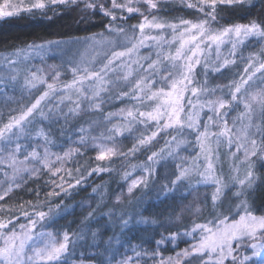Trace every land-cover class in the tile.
<instances>
[{"label":"snow or ice","instance_id":"1","mask_svg":"<svg viewBox=\"0 0 264 264\" xmlns=\"http://www.w3.org/2000/svg\"><path fill=\"white\" fill-rule=\"evenodd\" d=\"M162 2L163 0H18L17 3H10L9 0H4V3L0 4V17L34 11L46 14L49 10L55 11L63 6L74 8L87 18L101 16L106 21L102 32L83 38L54 40L46 44L28 46L29 50L39 55L66 45L82 44L94 51L95 56L91 60L81 59L76 63L69 61L73 79L62 86H58L60 71H56L51 77L52 82H48L45 76L38 74L42 72L41 69L25 70L24 86L29 91L44 86V90L34 103L19 110L20 115L13 116L9 112L8 122L0 127V154L8 152L7 160L13 168L12 183L0 193V201L13 191V185L20 187V182L26 183L23 173L41 174L39 168L18 167L16 161V154L20 153L22 148L25 150L27 148L19 141L25 137L31 138L29 126L37 117L41 120H55L63 115L67 119L68 115H77L85 102L90 108L100 109L112 99L127 98L133 107L121 109L118 114L126 120V125L114 126L108 130L106 136L104 133L101 136L114 143L116 136L123 135L125 131L131 132L136 125L155 129L150 135L139 136L138 143L130 150L134 153L141 147L150 145L157 136L171 135V132H175L177 135L172 136L171 141H166L174 146V151L170 150L169 156H175L179 155L182 146L187 142L185 133H194L199 153L190 167L178 165L179 174L171 181V185L174 190L177 183H184L197 176L198 184L215 186L211 196L214 219L209 221L215 230L208 224H196L192 232L199 229L204 233L199 242L190 249L177 253L175 259L168 257L165 261L161 257L159 264H182V259L192 256L203 257L205 252L216 254L215 264H225L228 260L231 264H248L254 259L255 264H264V215L255 214L264 212V206L254 207L249 198L255 183L260 179L254 171L255 162H264V88L252 94L247 93V86L254 80L259 79L260 83L264 84V62H260L256 67L253 58H249L248 66L244 69L245 75L240 77L238 82L232 81L223 87L210 89L206 79L210 63L209 53L215 52L219 60L222 45L230 44L232 49L230 55L235 56L237 47L244 46L247 41L251 39L257 42L264 41V21L251 20L248 23L221 25L220 22L224 18L221 15L223 9L255 7L252 0H180L187 8L197 10L203 18L196 22L181 19L170 23L156 15ZM6 8L10 10L5 11ZM133 15L141 17L138 24H128ZM167 30H171L169 33L171 40L164 34ZM141 48L157 49L154 53L155 58L153 55L141 56ZM24 57V50H17L11 57L0 56V93L5 92L8 83L17 81L20 70L16 66ZM229 62L225 59L223 64H214L213 71L219 72ZM197 66L203 68L205 75L203 82L196 81ZM120 69H124L123 73ZM197 84L200 86L197 87ZM122 85H128V91H117ZM113 92H116L115 96L112 95ZM217 92L221 95L211 99L210 97L215 96ZM73 96L76 98L73 99ZM189 96L194 98L195 103ZM42 102H46L43 107ZM241 105L243 111L238 118L241 126L236 128L237 120L234 119L230 128L229 114ZM65 107L68 108L67 113H64ZM45 108L48 109L47 113L44 111ZM256 110L259 112L261 123H254ZM112 115L109 114V119ZM2 116L3 113L0 112V117ZM244 118H247L246 124L243 123ZM213 128H218L219 131H213ZM36 135L43 137V155L33 148L25 159L31 157L39 161L51 177L59 179L60 183L52 180V190L46 194L48 198L61 194L69 195L64 187L65 183L67 182L68 188L84 183L86 169L77 167L75 170H65L63 165L73 158V154L82 153L79 149H76L75 153L70 149L52 161L50 157L55 154L50 153V146L54 142L42 129L37 131ZM222 141L229 149L235 145L237 152L243 150L244 159L241 162L245 166L243 178L239 175L231 176V184L225 183L216 175L212 162L216 151L212 144L215 143L218 148ZM78 143L81 147H86L87 138L81 136ZM94 146L100 149L96 157L98 161L110 159L118 154L114 147ZM156 156L157 153L153 152L148 160L152 161ZM200 157H203V161ZM0 163H3L2 159ZM56 163L61 167H55ZM105 170L102 167H95L87 171V176ZM145 171L148 176L134 179L128 185L129 196L133 194L134 189L148 187L152 169L148 167ZM234 171L239 173V167L234 166ZM229 187L236 188L232 195L239 203L234 208L229 205L227 209L220 210L223 203L221 197ZM116 199L119 202L121 197L117 196ZM218 201L221 203L218 204ZM47 203L50 204L51 200L49 199ZM29 206L32 208L31 213L23 207L20 209L26 223H18L19 217L12 214L11 209L0 206V213L8 214L7 219H0V264H67L65 257L69 244L74 243L70 240L69 234L65 232L64 242L57 246L51 240V233L38 231V226H44L47 213L39 210L37 205ZM236 216L239 217L238 220ZM120 224L122 228H127L128 220L121 217ZM185 234L191 235L189 232ZM180 235L177 230L168 237L162 236L161 240L156 241L157 249L153 250L149 258L155 261L159 255V246L165 240L175 244ZM245 249H250L251 255H241V251ZM143 254L148 255L147 252ZM140 256L141 253L136 254L137 259ZM118 264H133V261L129 257L118 261Z\"/></svg>","mask_w":264,"mask_h":264},{"label":"trees","instance_id":"2","mask_svg":"<svg viewBox=\"0 0 264 264\" xmlns=\"http://www.w3.org/2000/svg\"><path fill=\"white\" fill-rule=\"evenodd\" d=\"M252 3L255 7L223 9L221 15L224 18L220 22L221 25L248 23L251 20L264 21V0H252ZM156 15L170 23L178 22L181 19L198 21L203 18L197 10L187 8L180 3V0H163ZM140 20L139 15H133L128 20V24H138ZM105 22V18L101 16L87 18L78 10L63 6L58 7L55 11L49 10L46 14L39 11L21 12L0 19V52L19 49L35 41L88 36L100 30L103 31ZM260 62H264V41L254 63ZM225 74L226 79L235 78L238 72L235 67H230L226 69ZM6 83L8 82L6 81ZM15 87L17 84L8 83L5 92L0 93V112L3 113V116L0 117V127L8 122L9 112L15 116L20 112V107L24 106L16 98L6 99L4 97L7 91L13 90ZM124 104L133 106L127 98L119 99L111 105H106L99 113L108 115L111 110L118 109ZM13 109L16 111H12ZM237 112L238 108L230 112L229 116ZM93 114L97 115L98 113H82L74 118L53 121L51 119L41 121L37 117L29 127L33 132V130L39 129L37 122L41 121L40 129L49 134V139L54 142L50 148L59 152L66 151L69 147H75L81 136L88 140L92 135L101 136L102 133L107 135L112 124L95 122V118H89ZM259 123H261V118ZM124 125H126L125 122L121 126ZM144 128L136 125L131 132L125 131L123 135L116 136L126 144V149L110 159L98 161L94 155L86 154L76 158L78 155L73 154L74 158L70 160L71 163L68 161L64 169L75 170L77 167L86 169V180L74 188H68L66 182L64 187L70 193L69 195L61 194L58 197L48 198L46 194L52 190V180L55 179L56 183H60V181L51 177V174L44 170L40 175L28 180L23 186L15 188L3 201H0V206L11 209L12 214L19 217L18 223L26 222L20 211L21 207L29 213L32 212L30 204L37 205L39 210L45 211L47 219L43 227L38 226V231L51 233L52 238L60 240L59 244L64 242L63 236L67 232L70 240L74 242L69 244L65 257L67 264H118V261L126 260L129 257L132 258L133 264H153L154 260L149 256L153 250L157 249L156 241L161 240L162 236L168 237L170 233L177 232V230L182 235L183 230L190 225L191 221L187 219L188 217L179 220L178 215H180L182 207L189 201L196 179L191 178L184 183H177L173 190L171 181L175 180L176 176L164 179L162 177L163 149L166 146V141L176 134L175 132H171V135L157 136L150 145L141 147L134 153L131 152L133 144L138 143L141 134L147 136L155 130L146 128L145 132ZM82 129L83 131H81ZM37 141L44 143L43 137ZM191 146L193 151L191 147L184 150H188L187 155L196 159L199 147L195 151L196 145L194 147L191 144ZM153 152L157 153L156 158L160 160L154 182L148 183L147 188L142 186L136 189L131 196L123 201H115V196L124 188L129 176L143 162L147 161ZM200 159L203 161V157ZM240 159L238 155L227 156L226 166L222 164L219 171H216L215 168V173L228 184L232 183L231 176L239 175L242 178L245 166L240 163ZM234 166L239 167V173L234 171ZM95 167H102L106 170L87 176V171H91ZM254 171L260 179L255 183L249 198L253 206L259 208L264 206V162L256 161ZM126 174H128L127 179H125ZM226 190L230 202L238 201L232 195L236 191L235 187H229ZM49 199L51 200L50 204L47 203ZM49 208H51L50 212ZM256 213L264 215V212ZM121 217L128 220L127 228L121 227ZM7 218V213H0V219ZM181 235L175 244L165 240L159 246V255L156 259L173 255L174 248L184 242ZM144 252H147L148 255H144ZM137 253H141L139 259L136 257Z\"/></svg>","mask_w":264,"mask_h":264},{"label":"rangeland","instance_id":"3","mask_svg":"<svg viewBox=\"0 0 264 264\" xmlns=\"http://www.w3.org/2000/svg\"><path fill=\"white\" fill-rule=\"evenodd\" d=\"M9 2L10 3H17L18 0H9ZM3 3H4V0H0V4H3ZM9 10L10 9H7V8L5 9V11H9ZM1 18H4V17H0V19ZM193 22H196V21H193ZM170 31L171 30H167L164 33L166 35L167 39H169V40L172 39L171 35H169ZM98 32H102V31L100 30ZM98 32H96V33H98ZM74 38H77V37H74ZM74 38H52V39H48V40L35 41V42L30 43L29 45H31V44H35V45L46 44L48 41L71 40ZM81 38H83V37H81ZM262 42L263 41L257 42V40H255V39H251V40L247 41L244 46H238L237 47V49L235 50L236 51L235 56L230 55V53L232 51L230 44L222 45L220 48V52H219V60H217V54L215 52L209 53L210 63H209L208 74L206 77L208 87L210 89L211 88H218V87H223L225 85H228L232 81L238 82L240 77L245 75L244 69L248 66L247 60L249 58H253V63L255 62V58L258 56V52H259V49H260ZM29 45L22 47V48H19V49L12 50V51L0 52V56L11 57L12 53L16 52L17 50H24L25 51V57L23 59H21V61L16 66L20 70V76L17 78V81L12 82L14 84H17V87L13 88V90L11 89V90L7 91L4 94L5 95L4 97H6V99L16 98L17 101L22 102V104L24 105L23 108H26V106H30L31 103H34L35 99L38 98L39 95H41L42 91L44 90V86H39L38 88L31 89L30 91L27 87L24 86V75H25L26 69L31 68L33 71H35L36 69H41L42 72L38 73V74L45 76V78L47 79L48 82H52L51 77L54 75V73L56 71H60L61 76H60L59 81H58V86H62L65 83L71 82L73 79L72 73L70 71V66L68 63L69 61L76 63V62H79L81 59L91 60L95 56L94 51H92L88 46L82 45V44L66 45L60 49H52L50 51H45L43 53H40L39 55H37L36 53L29 50L28 49ZM176 46H178V45H176ZM117 50H120V49H117ZM156 51H157V49H155V48H152V49L141 48L140 49V55L141 56L153 55V58H155L154 53ZM172 51H174V48L172 49ZM12 58L16 59L15 57H12ZM225 59L229 60L230 62L225 67L221 68V70L219 72L213 71V65L214 64H223ZM231 61H235V62L232 63ZM141 62H143V61H141ZM125 63H127V61H125ZM146 66H147V64L145 63V67ZM255 66L258 67L259 63L255 64ZM230 67L231 68L235 67L238 74L236 75L235 78L230 77V78L226 79V77H224V75H226L225 71H226V69H228ZM133 68H135V65H133ZM120 71H121V73H123L124 69H120ZM249 74H251V73H249ZM5 75L7 76V71H5ZM134 75H135V73H134ZM258 75H259V73H257V77H259ZM112 78L115 79V77H112ZM131 79L132 78H130V80ZM204 80H205V75H204L203 68L201 66H197V68H196V81L203 82ZM196 86L199 87L200 85L197 84ZM157 87H159V85ZM262 88H264V84H261L260 80L256 79V80H254V82L250 83V85L247 86V93L252 94V93L259 91ZM117 91H125V92L128 91V85H122L120 89H117ZM112 95L115 96L116 92H113ZM220 95H221V93L217 92L215 94V96L210 97V98L215 99V98L219 97ZM75 98L76 97L73 96V99H75ZM189 98L193 99V102L195 103L194 98H192L191 96H189ZM105 99H107V97ZM118 100L119 99H112L110 102L103 104L100 109L90 108L88 106L87 102H85L81 105V110L79 111L78 114H82V113L89 114V113L97 112L98 113L97 115L93 114V115L89 116V118H95V122L104 123V124H107V123L112 124V125H110V127H112V128L114 126H121L123 124V122L126 123V120L121 115H118L120 113V110L121 109H130L133 106H131L129 104H124L121 107H119L118 109H115L113 111L111 110L108 113V115L99 113V111L102 110L106 105H111ZM45 103L46 102H42L41 106L43 107V105ZM53 103H55V101H53ZM20 109H21V107H20ZM44 111H45V113H47L48 109L45 108ZM242 111H243V106L241 105V107L238 108V112L236 114H234L232 116L230 115L228 117L230 128L232 127V121L234 119L237 120L236 128H239L241 126V121L238 118L240 117V114ZM67 112H68V108L65 107L64 113H67ZM110 113L113 115L109 119ZM18 115H20V112L15 116H18ZM75 116L76 115H74V116L68 115L67 118H74ZM38 119H40V118L38 117ZM62 119H65L63 115L56 118L55 120H62ZM253 119H254V123L260 122L258 110H256V115L253 117ZM40 122H37L39 129L33 130V132H31V138L25 137L19 141L22 145L27 146L26 150L24 148H22L21 152L16 154L17 166L20 168H25V167L29 168V169L39 168L41 170V172L46 170L42 167V165L39 163V161L33 160L31 157H29L27 160L25 159V157L28 156V153H30L33 148H36L37 152L40 153L41 156L43 155L44 143H42L40 141L38 142L37 139H39L41 136L36 135L37 131L41 130L40 125H42V124ZM243 123H245V124L247 123V118L243 119ZM110 127H109V129H110ZM212 130L217 131V132L219 131L218 128H213ZM144 131L145 132L147 131L146 128H144ZM175 135H177V133L172 135V136H175ZM172 136L169 138L168 141H171ZM93 138H95V139H93ZM185 138H186L187 142L185 145L182 146V150L179 152V155L169 156L168 153L170 150L174 151V146L169 144V143H166V146L163 149L164 151H163V157H162V158H164V160H163V171H162L163 179L164 178H170L172 176H176L177 174H179L180 168L178 167V165L190 167L192 165V161L195 160L194 157L187 155L186 152H188V150L187 151L184 150L185 148L187 149V148L191 147V149L193 151V147L191 146V144H193L194 147L196 145V149H194V150L197 151V147H199V145L195 141V134L194 133H191V134L185 133ZM94 145H106L109 148L114 147L116 149L117 153H120L126 149V144H124L122 141H120L117 137H115V141L113 143V142L108 141L107 139H105L102 136H93L92 135V137L87 140L86 147H81V145L79 143H77V144H75V147H69L66 151H69L71 149L75 153L74 149H79V151H80V153H82V155H78L76 158L84 156L86 154L94 155L95 157H97L100 149L98 147H95ZM212 148L216 150L214 152V158L212 161L214 168H216V171H219V168L221 167L222 164H223V166H226V157L227 156L228 157H233L235 155L240 156V158H241L240 163L244 159L243 150L237 152L235 145H233V147L231 149H229L228 146L226 145V143L222 141L218 148H217V145L215 143H213ZM66 151L61 150V152H59V151H54L50 148V153L55 154V155H52L50 157V159L52 161H55L56 156H62L63 153ZM233 153H235V155H233ZM7 156H8V152L0 154V159L3 160V163H0V193H2L9 186L10 183H12L13 168H12V166H10V163L7 160ZM72 159H70V160H72ZM70 160H68V161L70 162ZM68 161L66 163H64L63 168L65 167V165H67ZM159 162H160V160L156 157H154L152 161L147 160V161L143 162L135 170V172H133L129 176L124 188L115 196L114 200L117 201V199H116L117 196L121 197L120 201H123L127 197H129V195L127 193L128 185L134 179H141L142 177L148 176V173L145 171V169L148 167H150L152 169L151 176L149 178L148 183L154 182L156 174H157V166H158ZM185 162H187V163H185ZM55 167H61V165L59 163H56ZM5 173H6V175H5ZM225 173H226V167H225ZM23 176H24V180L27 182L28 180L36 177L37 175H33L31 172H25V173H23ZM192 178L196 179L193 191L191 193L189 201L182 207L180 215H178L179 220L185 219L188 217L187 219H190L191 223H190V225H188L183 230V233L181 235L183 237L184 242H181V244L178 247L176 246L174 248L173 255L165 257L164 258L165 261L167 260L168 257H172L175 259L177 257V253H180L184 249H190L193 245H195L199 242V240L201 239V236L204 235V233H201V231L199 229H197L195 232H192V229L194 228V226L196 224H208L209 227L214 228V226L211 223H209V221H212L214 219V217L212 215V210L209 213V209L211 208V196L215 190V186L211 185V184L205 185L203 183L198 184L199 177L193 176ZM24 184H25L24 182H20V186H23ZM15 188H18V187H15L13 185V190ZM135 190L136 189H134V191ZM226 193H227V190H225V195L221 197V201L223 203H222V208L220 210L227 209L229 207V205L233 206V208H234L235 205L237 203H239V201L230 202L231 200L228 199V196L226 195ZM221 201H218L217 203L220 204ZM197 209H199L200 211L197 212L196 211ZM255 214L256 215H263L260 213H255ZM180 217H182V218H180ZM235 218L237 220L239 219L238 216H236ZM197 220H199V221H197ZM214 230H215V228H214ZM186 232L191 233V235L185 234ZM51 240H53L58 246L60 240L54 239V238H52V236H51ZM171 244H173V243H171ZM244 254L251 255V250L250 249L242 250L241 255H244ZM160 259L161 258H159V259L157 258L155 261H153V264H159ZM215 260H216V254L215 253L209 254L208 252H205L203 257L192 256L189 258L182 259V264H215ZM225 264H231V261L228 260L225 262ZM248 264H255V259L253 261L248 262Z\"/></svg>","mask_w":264,"mask_h":264}]
</instances>
